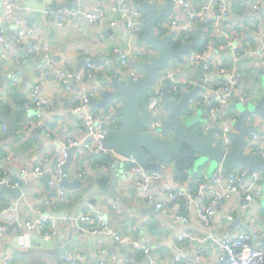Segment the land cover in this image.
Wrapping results in <instances>:
<instances>
[{"label":"crops","instance_id":"1","mask_svg":"<svg viewBox=\"0 0 264 264\" xmlns=\"http://www.w3.org/2000/svg\"><path fill=\"white\" fill-rule=\"evenodd\" d=\"M114 1L20 0L18 2L16 15L23 20L27 30L32 29L39 33L50 45L48 54L56 60L58 68L78 72L89 61L97 60L101 64L102 70L98 74H93L82 83L73 82L70 91L58 82L54 72L51 77L42 76L41 71L47 67L46 56L44 52L27 55L31 42L28 34L22 44L12 41L13 26L7 24L5 9L0 6V28L6 27V38L12 41L10 49L0 44V166L17 174L23 166L33 169L46 156H49L50 166H53L60 157L56 151L60 144L71 136H77L83 130L81 117L73 111L74 106L91 90L96 92L93 100L100 101L103 92L111 90L110 82L113 77L120 74L121 66L117 52L132 53L129 58V70L126 71L134 70L142 73L138 64L146 62L148 57L155 54L151 46L142 38L141 41L140 38L133 39L122 22L115 27L108 24L100 26L90 23L86 17V12L103 6L107 8ZM144 1H157L160 6L165 4V0H142L135 2L134 5L138 6ZM189 1L198 7H204L209 2V0ZM227 2L230 6V18L235 21L241 33L239 48L242 50L227 49L223 32L219 31L211 35L209 48L202 60H206L204 68H209L208 60H212L218 66H225L230 72L242 74L243 81L239 84L234 99L226 107L231 114L236 115L238 111L234 108L240 100V95L261 94L260 84L264 79V66L260 59V49L264 43V0H261L262 8L259 11H254L250 6H244L236 0H227ZM60 7L81 11L76 16L66 19L60 26L56 18V11ZM47 10H50L51 16L46 14ZM142 15L140 28L144 35L146 25L145 15L143 13ZM184 17V13L175 5L172 17L167 18L165 23L174 19L182 21ZM165 23L161 25L167 34L177 32L165 28L167 25ZM139 49L145 51L144 55L147 58L133 55L134 51ZM15 54L22 56L19 62L15 61ZM200 62L196 73L190 71L191 67L187 60L183 63L171 62L167 68L175 70L178 81L182 82L194 76L200 80ZM207 73L205 69V88L216 79L214 74ZM120 76L123 79L129 78H124L121 74ZM35 85H39L42 96L50 100L52 105L40 108L37 113H26L23 106L27 103L29 92ZM183 91L187 90H180L181 94ZM198 101L199 98L193 101L189 115L196 122H203L206 119V110L198 104ZM100 113L103 114V111ZM3 116L10 120L13 131L4 133L1 130L2 125L5 127L1 118ZM39 120L46 127L48 134L43 132V129L36 134L39 128L32 129ZM251 122L258 126L261 132L264 131V118L252 117ZM111 124L110 118L107 125ZM76 158L77 150L72 152L67 176L71 182L80 178L84 186L74 190L66 189L68 195L65 202L58 200L60 183L49 187L46 178L39 180L32 175L25 179L21 187L22 196L17 202H14L11 196L3 194L1 208H10V210L4 213L0 220V225L7 227L5 236L0 241V264H4L9 258L14 259L15 264H62V253L69 251L78 260V264H99L98 255L106 260V264H123L124 260L128 264H165L172 262L180 253L185 256V264H219L220 251L214 242H200L198 239L209 236L222 238L239 231L264 232V206L261 204L264 197L257 204L244 207V200L231 195L219 207L210 228L196 219L185 224L156 211L144 200L138 198L139 203L135 204L136 176L127 173L122 166L117 165L118 163H102L104 160L98 153L88 155L81 163ZM208 167L209 164H206L195 174H189L187 181L183 182L177 180L174 163L168 166L162 165L161 174L165 182L179 191L189 186L197 176V183H205L209 189L208 196L212 197L215 188L212 177L219 169L210 175L207 173ZM241 169L243 168L235 167L233 170ZM82 173L85 174L81 176ZM105 182L106 186L103 185ZM123 185L134 195V198L127 202L121 198L120 188ZM154 190L158 193L157 187H154ZM192 190L195 191L196 186L192 185ZM88 197L97 200L94 207L103 211L123 235L135 236L139 231L149 236L152 245L150 257L142 258L131 245H117L108 235H104L101 239L97 238L83 229H77L74 223L60 225L59 236L54 240L60 246L45 249L30 242L29 246L21 248L19 239L22 234L14 230L15 219H30L34 212L39 210L77 216L82 201ZM109 200L118 205V211L109 206L107 203ZM229 216L233 217L232 221L228 219ZM181 233H190L193 240L178 242L177 237Z\"/></svg>","mask_w":264,"mask_h":264},{"label":"built area","instance_id":"2","mask_svg":"<svg viewBox=\"0 0 264 264\" xmlns=\"http://www.w3.org/2000/svg\"><path fill=\"white\" fill-rule=\"evenodd\" d=\"M19 1L0 0V6L5 9L7 24L13 26L12 41L22 44L28 34L31 42L27 49V55L32 56L42 52L45 53L47 67L41 71L42 76L51 77L54 72L58 82L67 91H70L73 82L82 83L91 78L93 74H98L102 70V66L97 60L87 62L78 72L58 68L56 60L48 54L50 45L43 40L39 33L32 29L27 30L23 20L16 15ZM139 1L141 2L142 0H115L107 8L103 6L86 12V17L90 23L99 24L100 26L108 24L111 27H115L122 22L131 37L138 39L141 34L140 21L143 15L134 3ZM236 1L240 2V4L242 3L244 6H250L254 11H259L262 8L261 0ZM175 2L185 17L182 21L174 19L171 22L165 23L167 24L166 27L164 24L165 28L168 27V29L184 33L188 37L195 30L199 22L211 20L213 21V27L216 29L214 33L223 32L227 49L232 51H236L237 49L242 50L239 48L241 33L238 31L235 21L230 18L231 12L227 0H209L204 7H198L189 0H175ZM80 11L60 7L56 11L58 24L62 26L66 19L76 16ZM46 14L51 16L50 10H47ZM6 30V27L0 28V44H3L6 49H10L12 41L6 38ZM144 54L145 51L143 49H139L133 53L135 57L141 58L145 57ZM131 55L132 53L126 51L117 52L121 66L120 74L124 78L131 76L135 80H138L143 77V72L126 71L129 70V58ZM21 57V55L15 54L14 59L19 62ZM204 57L205 53L201 55H188V64L190 67H194L189 68L191 72L194 73L193 70L198 69L197 65ZM260 59L264 66V43L260 49ZM207 66L209 67L205 68L207 69V74H214L216 79L206 88L204 84L205 89L198 101V104L206 110V119H208L204 130L206 132L210 128L218 125L222 126L221 136L225 142V149L230 151L234 147V142L229 133L234 131L233 125L238 120V114H231L226 107L234 99L235 92L243 81V76L238 72H230L225 66H218L212 60H208ZM215 66L217 67L215 68ZM167 84L173 93L184 89L189 91L199 84V79L194 76L182 82L178 81L176 80L175 70H169L157 79L153 91L150 92L149 108L153 122L149 125V131L161 139L165 138L161 130L170 114V111L165 108V102L163 101L164 86ZM95 96L96 92L91 90L74 106L73 111L80 115L83 130L77 136H71L60 144L56 150L60 157H58L53 166H50L49 156H46L33 169L26 166L21 167L17 174L12 173L4 166H0V185L10 188H21L25 179L29 175H32L39 180L46 178L49 187L55 186L63 180L64 166L69 156L68 150L77 148L76 159L79 163L85 157L94 153L109 157L112 163H120L127 173L136 176L137 198L144 200L149 205L156 204V211L181 223L186 224L196 219L205 227L210 228L219 207L231 195L244 200V207L255 205L264 197V177L261 172L250 176L247 169L232 170L229 176H226L222 166L218 168L219 170L217 169L218 171L212 177V184L215 187L212 197L208 196V186L202 182L197 183V180L191 181L189 186L182 188L180 191L173 188L163 180L162 172H147L135 158L123 157L115 149L106 146V141L112 138L107 129L109 126L107 122H109L111 117L109 113H100L102 111L96 110L92 105ZM247 99V95H240L241 102L246 103ZM51 105L52 102L42 96L39 85H35L29 92V98L27 103L24 104L23 110L26 113H37L40 108H47ZM35 127L43 129V132L48 134L46 127L40 120L35 123L32 129H35ZM3 131L7 132L6 127L3 128ZM246 151L251 155H256L260 160L264 159V131L260 134L253 133L249 136ZM84 174L82 173L81 176ZM192 185L196 186L195 191L192 190ZM154 187H157L158 193L155 192ZM67 195L68 191L65 188H60L58 200L65 202ZM107 203L113 210L118 211V205L114 201L109 200ZM9 210L10 208L0 209V220L2 215ZM228 219L232 221L233 217L229 216ZM78 221L82 223V227L78 225ZM70 223L76 224L77 229H83L94 236L108 235L119 246L131 245L140 253L142 258L150 257L152 254L149 236L147 237L145 233L142 234L139 231L135 236L123 235L115 227L111 219L93 205H88L79 217L39 210L35 211L33 217L30 219H15L13 221L14 230L22 234L19 239L21 248L29 246L33 237L49 241L56 240L60 233V225ZM6 230V226L0 225V241L4 238ZM189 239L193 240L190 233H181L177 237L178 242H184ZM198 240L200 242H214V245L220 251L219 264H264V232L239 231L222 238L209 236ZM184 258V254L180 253L175 256L172 262L165 264H185ZM61 259L62 264H78V260L70 251L62 253ZM97 260L99 264H106V260L100 255H98ZM4 264H15V262L14 259L9 258ZM123 264H128V262L124 260Z\"/></svg>","mask_w":264,"mask_h":264},{"label":"water","instance_id":"3","mask_svg":"<svg viewBox=\"0 0 264 264\" xmlns=\"http://www.w3.org/2000/svg\"><path fill=\"white\" fill-rule=\"evenodd\" d=\"M175 5V0H165L162 6L157 1H144L138 5V9L145 15L146 29L142 39L151 46L155 54L148 57L146 62L138 64V68L144 74L142 78L135 80L130 76L128 79H123L120 74H116L110 82L111 90L104 91L100 101H92L95 108L109 113L112 119V124L107 127L112 138L106 141V146L115 149L123 157L135 158L147 172H162V165L168 166L172 163L175 164L176 170H180L185 161L194 159L190 174H195L201 167L209 164L207 173L210 175L222 166L226 176H229L235 167H241L247 169L250 176L261 172L264 177V159L260 160L256 155L246 151L249 136L253 133H261V129L253 124L251 119L256 116L264 118V79L260 84L261 94L248 95L246 103L238 100L234 108L238 111V120L233 125L234 131L229 133L234 142V147L230 151L225 149V142L221 136L222 126L218 125L205 132L204 126L208 123V119L196 122L189 115L193 101L198 99L205 89L203 60L199 65V84L190 91H183L180 99L175 97L168 85L164 87L163 101L165 108L170 111L169 118L161 130L165 138L161 139L149 131L153 117L150 114L149 101L143 103V99L153 91L162 71L171 62L192 54L193 48L198 44V40H194L184 43L179 48H173L171 35L160 36L159 21L161 18H171ZM1 118L5 123L6 131H13L10 120L4 116ZM41 130V128L36 130V134ZM75 150L77 148L68 150V161L64 166V177L60 188L74 190L84 186L80 178L71 182L67 176L72 152ZM117 165L121 166L120 163ZM0 192L11 196L12 200L17 202L22 196L23 189L0 185ZM96 204L97 200L93 197L84 198L77 217L88 205ZM261 204L264 206V198ZM152 207L156 209V204ZM78 225L82 227L80 221ZM97 238H104V235H98ZM31 242L32 245L45 249L60 246L56 241L35 237Z\"/></svg>","mask_w":264,"mask_h":264},{"label":"trees","instance_id":"4","mask_svg":"<svg viewBox=\"0 0 264 264\" xmlns=\"http://www.w3.org/2000/svg\"><path fill=\"white\" fill-rule=\"evenodd\" d=\"M166 19L167 18H161V20L159 21V25H158V29H159L158 31L160 33V36H165V35H171L172 36L171 37V46L173 48H179L184 43H190L194 40H198V44L193 48L192 54L201 55V54H204L206 52V50H208L209 44L211 41V35L216 31V29L213 27V21L207 20L204 22H199L197 24V26L195 27V30L193 32H191L187 37L184 33H181V32H175V33L167 34L166 31L163 29V26L161 25V24L165 23ZM142 35H143V33L140 34V41H141ZM221 40H223V39H221ZM225 43H226V40H225ZM242 53H244V52H241V54ZM145 58H147V57H145ZM185 60H187V62H188V56L184 57L181 60H177V61L183 63ZM191 68H194V67H191ZM169 70H170V68H166L165 70L162 71L161 75L166 74V72ZM193 71H194V73H196V70H193ZM174 94H175V96H177V98L181 96L180 90L178 92H174ZM150 95L151 94L149 93L143 99V103L145 101H147L148 98H150ZM96 110H99V109L96 108ZM0 125H1V123H0ZM3 128H4V126L2 125V128H1L2 131H3ZM99 156H101L104 160L102 163H105V164L112 163V160L109 157H107L103 154H99ZM193 162H194V159H189V160L185 161L183 164V168L176 171V173H177L176 177H177L178 181H181V182L187 181V178L190 174L189 171H190V168H191ZM203 179L205 180L204 177H203ZM194 180H198L197 176L194 178ZM103 185L106 186V182ZM120 193H121V198L124 202H127V201L134 198L133 193H131L125 185L121 186ZM2 197H3V194L0 192V208L3 206L2 202H1ZM135 199H136L135 204L139 203V200H137L138 198H135ZM4 206H7V204H4Z\"/></svg>","mask_w":264,"mask_h":264},{"label":"flooded vegetation","instance_id":"5","mask_svg":"<svg viewBox=\"0 0 264 264\" xmlns=\"http://www.w3.org/2000/svg\"><path fill=\"white\" fill-rule=\"evenodd\" d=\"M147 101H149V103H150V98H148Z\"/></svg>","mask_w":264,"mask_h":264},{"label":"rangeland","instance_id":"6","mask_svg":"<svg viewBox=\"0 0 264 264\" xmlns=\"http://www.w3.org/2000/svg\"><path fill=\"white\" fill-rule=\"evenodd\" d=\"M177 97V96H176ZM179 98V97H178Z\"/></svg>","mask_w":264,"mask_h":264}]
</instances>
